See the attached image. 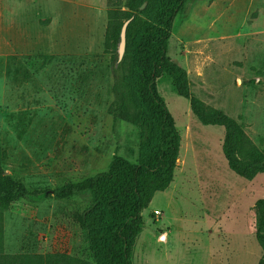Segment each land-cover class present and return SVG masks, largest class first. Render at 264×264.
Listing matches in <instances>:
<instances>
[{
  "label": "rangeland",
  "instance_id": "1",
  "mask_svg": "<svg viewBox=\"0 0 264 264\" xmlns=\"http://www.w3.org/2000/svg\"><path fill=\"white\" fill-rule=\"evenodd\" d=\"M128 1L0 0L3 168L32 194L0 208L5 253L90 260V233L80 224L90 194L52 192L106 171L114 156L138 161L139 128L109 113L114 79L105 53L108 11L120 19ZM167 56L187 71L191 95L226 111L264 149V0H189ZM157 86L180 152L169 187L142 212L131 263L257 264L254 206L264 198V173L236 175L223 155L224 128L202 125L166 73Z\"/></svg>",
  "mask_w": 264,
  "mask_h": 264
},
{
  "label": "trees",
  "instance_id": "2",
  "mask_svg": "<svg viewBox=\"0 0 264 264\" xmlns=\"http://www.w3.org/2000/svg\"><path fill=\"white\" fill-rule=\"evenodd\" d=\"M188 1L129 0L130 11L120 12V19L116 10L108 11L105 53L111 55L115 96L109 113L115 119L137 126L143 141L136 163L114 156L106 171L69 182L52 192L59 199L90 194V204L80 217L82 228L90 233V260L71 259L59 253H5L0 226V264H132L135 239L146 224L142 212L157 192L169 187L180 152L181 138L175 118L157 86L164 73L173 79L176 94L190 100L191 111L202 125L224 128L222 151L228 167L249 181L264 173V149L259 148L249 138L243 124L226 111L191 95L187 71L167 56L174 20ZM129 19L126 54L116 68L121 28ZM43 58L51 62L55 56L44 55ZM251 83H255V79ZM4 155L0 148L2 209L32 195L23 181L6 174ZM254 214L255 237L262 249L257 264H264V198L256 201Z\"/></svg>",
  "mask_w": 264,
  "mask_h": 264
},
{
  "label": "water",
  "instance_id": "3",
  "mask_svg": "<svg viewBox=\"0 0 264 264\" xmlns=\"http://www.w3.org/2000/svg\"><path fill=\"white\" fill-rule=\"evenodd\" d=\"M145 5H146V3L143 4L141 9H143L145 7ZM130 21H131V19L125 21L123 26H122V28H121L120 40H119V42L117 44V56H118V59H117V61L115 63V67L116 68L122 62V60L124 59V56L126 54V49H127L126 32H127V27H128V24L130 23ZM160 240L163 243H165L167 246H172L173 245V242L171 241V239L168 237L167 234H163L162 236H160Z\"/></svg>",
  "mask_w": 264,
  "mask_h": 264
},
{
  "label": "built area",
  "instance_id": "4",
  "mask_svg": "<svg viewBox=\"0 0 264 264\" xmlns=\"http://www.w3.org/2000/svg\"><path fill=\"white\" fill-rule=\"evenodd\" d=\"M154 212H155L156 214H159V213H160V211H159V210H155Z\"/></svg>",
  "mask_w": 264,
  "mask_h": 264
}]
</instances>
